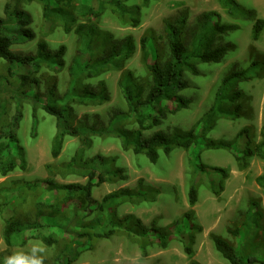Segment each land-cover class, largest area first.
Here are the masks:
<instances>
[{
	"label": "trees",
	"instance_id": "obj_1",
	"mask_svg": "<svg viewBox=\"0 0 264 264\" xmlns=\"http://www.w3.org/2000/svg\"><path fill=\"white\" fill-rule=\"evenodd\" d=\"M125 1L3 0L0 60L6 65V75L0 78V85L13 103V113L8 121H4V109L0 108V176L6 177L15 169H27L26 151L18 131L23 121L24 101L32 99L41 111L55 120L56 132L50 148L53 159L60 155L67 137L79 140L72 157L59 169L48 165V172L52 174L56 169L63 176L74 175L85 182L67 184L46 177L12 180L9 188L1 187L0 198L5 208L12 211L26 203L27 198H32L33 210V218L20 217L16 215L17 211H6L0 235V241L5 245L0 256L1 263H4L5 257L12 255L14 248H23L30 240H37L47 247L60 246L53 262L45 260L44 264H73L83 251L94 249L95 241L115 235L136 236L139 221L131 214L119 216L116 208L141 201L145 197L143 183L139 180L134 188L121 187L95 200L92 196L95 188L104 183L126 182L128 176L112 157L102 154L87 156L90 137L117 139L123 151L143 156L152 165L158 163L161 155L168 157L176 148L190 152L192 176L186 195L190 207L198 201L201 183L204 182L211 193L218 195L229 175L226 169L203 164L200 154L192 152L198 147L227 152L241 167H245L249 159L264 160V125L259 133L252 126H244L231 140L207 137L217 120L237 121L244 117V94L238 85L258 77L264 70V61H252L245 69L232 68L223 74L210 106L190 129L173 127L169 131L158 130L168 116L189 109L193 103L192 98L184 93L190 87L185 75L199 77L202 75L201 65L221 64L228 48L218 38L238 26L221 22L214 13L204 14L198 26L192 28L186 26V14L166 20L164 36L148 30L139 41L145 75L138 78L124 68L126 61L135 53L133 41L116 38L93 23V19L110 11L121 22L137 27L140 7H127ZM151 1L142 0V5L146 7ZM217 2L232 20L255 19V11L236 0ZM31 3L40 7L42 23L49 27V33L60 27L64 34L72 32L75 35V49L69 63L65 59L64 45L54 48L45 40L36 44L33 53L12 50L14 46L35 38L30 28L31 16L22 8L23 4ZM263 30L264 19H256L251 28L252 39L257 40ZM65 67L70 89L60 96L56 79L47 73L56 74ZM108 71L120 72L118 88L125 109L109 108L106 119L98 114H84L78 119L74 106L98 107L110 103V94L104 82L95 86L89 82ZM44 75L50 78L45 91L41 77ZM37 123L34 111L31 124L33 135ZM255 183L264 190V173L255 178ZM191 217V210L183 214L186 226L180 234L188 257L192 256V248L186 244L185 238L192 242L194 233L199 231L190 223ZM261 218L257 204L251 203L242 230H229L234 238H243L240 250L219 236H211L216 252L228 264H264V244L256 241L262 230ZM177 226L172 224L167 231L155 229L149 234L158 240L166 239L162 242L166 247L167 239L174 235L172 230L179 232ZM135 241L141 254L146 256L147 244L138 239Z\"/></svg>",
	"mask_w": 264,
	"mask_h": 264
},
{
	"label": "rangeland",
	"instance_id": "obj_2",
	"mask_svg": "<svg viewBox=\"0 0 264 264\" xmlns=\"http://www.w3.org/2000/svg\"><path fill=\"white\" fill-rule=\"evenodd\" d=\"M239 4L255 11V19L232 20L220 8L217 0H153L148 6L142 5V0H126L127 7L139 6V25L133 27L130 23L121 22L110 11H106L101 17L93 19L100 29L113 34L116 38H130L135 44L134 55L124 64L125 70L131 71L136 77H143L144 68L141 62L139 41L148 30H153L156 35L164 36V23L166 20H174L181 14H186L187 25L198 26L204 14L214 13L221 22L235 24L238 28L219 37V42L225 44L228 53L221 64L201 65L202 75L192 77L185 75L189 83V89L185 95L192 98L193 103L187 110L168 116L158 130L169 131L173 127L184 130L190 129L194 123L206 112L212 102L214 92L223 74L230 69H245L252 61H264V30L257 40L251 37V28L256 19H264V0H236ZM3 0H0V16H2ZM22 8L30 16L32 23L30 28L34 33V39L12 48L15 52L24 54L33 53L36 44L45 40L50 46L58 48L64 45L66 48V62L69 63L75 49V35L64 34L60 27L49 33V27L43 25L40 7L35 4H23ZM67 67L59 73H47L53 76L58 83V94L61 96L69 91V77ZM6 75V65L0 60V78ZM42 84L48 85L50 79L47 75L41 76ZM120 72L108 71L98 79L91 80L95 86L98 82H104L110 94V103L103 106H74L79 119L84 114H98L106 119L109 108L125 109V103L118 88ZM238 88L244 94V117L237 121L219 119L215 128L207 135L212 139L231 140L244 126H252L259 133L264 125V70L253 80L240 83ZM0 108L4 109L2 120L8 121L13 113V103L7 98L0 85ZM36 112V132L31 130L32 114ZM56 132L53 117L41 111L32 99L24 101L23 121L18 131L19 138L26 151L27 169L21 171L15 169L6 177L0 176V188H9L12 180H37L51 177L60 183L85 182L84 179L74 176L61 175L56 169L67 162L77 147V138L65 139L60 155L53 159L50 155L51 140ZM256 133V134H257ZM91 145L86 151L87 156L102 154L115 159L116 165L123 168L128 176L126 182L104 183L93 190V198L100 200L105 194L121 187L134 188L137 181L141 180L145 197L136 204H122L116 208L119 216L133 215L138 221L137 234L132 238L115 235L109 239L95 241L94 249L83 251L81 257L73 264H228L216 252L211 236H219L228 243L241 249L243 238H234L229 230H242L246 224V212L251 203H256L262 213L260 220L262 230L258 233L257 242L264 244V190L256 183L255 178L264 173V160L249 159L245 167L237 164L230 154L224 151L206 150L198 147L193 153L200 154L201 161L206 166L219 167L229 171L223 184V190L214 195L203 182L200 184L198 201L190 207L187 203V187L192 176L190 152L180 148L174 149L168 157L160 156L156 165L149 164L140 155H134L130 151H123L117 139L110 137H90ZM56 168L50 174L47 166ZM32 198H27L26 203L16 209L5 208L0 198V235L4 226L6 211L16 212L20 217L33 218L31 208ZM192 211L190 223L198 227L193 235V241L185 238L186 244L192 248V256L188 257L184 252V244L180 241L183 227V214ZM85 221H87L85 219ZM179 222V223H178ZM177 224L178 233L175 230L171 239H167L166 247L156 236L149 234L151 230L161 229L167 231L170 225ZM170 233V231L168 230ZM138 236V237H137ZM136 238L147 244L146 256L140 252ZM147 241L151 242L148 243ZM41 245L37 240L28 241L23 248H14L13 253H28L33 245ZM47 260L53 262V257L60 250V246L47 247ZM5 245L0 241V256ZM55 255V256H54ZM259 260H263L260 257ZM3 262L0 257V264ZM261 264V263H256Z\"/></svg>",
	"mask_w": 264,
	"mask_h": 264
},
{
	"label": "clouds",
	"instance_id": "obj_3",
	"mask_svg": "<svg viewBox=\"0 0 264 264\" xmlns=\"http://www.w3.org/2000/svg\"><path fill=\"white\" fill-rule=\"evenodd\" d=\"M46 257V246L34 244L27 254L18 252L5 257L4 264H44Z\"/></svg>",
	"mask_w": 264,
	"mask_h": 264
}]
</instances>
